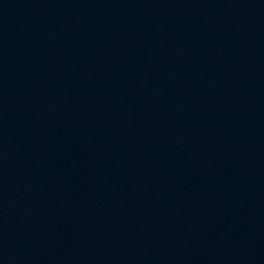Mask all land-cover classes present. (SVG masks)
<instances>
[{
	"label": "water",
	"instance_id": "obj_1",
	"mask_svg": "<svg viewBox=\"0 0 264 264\" xmlns=\"http://www.w3.org/2000/svg\"><path fill=\"white\" fill-rule=\"evenodd\" d=\"M0 264H264V134L126 0H0Z\"/></svg>",
	"mask_w": 264,
	"mask_h": 264
}]
</instances>
